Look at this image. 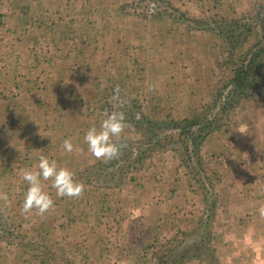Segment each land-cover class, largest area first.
Listing matches in <instances>:
<instances>
[{"label":"rangeland","instance_id":"obj_1","mask_svg":"<svg viewBox=\"0 0 264 264\" xmlns=\"http://www.w3.org/2000/svg\"><path fill=\"white\" fill-rule=\"evenodd\" d=\"M263 15L264 0H0V264L264 262V53L226 98ZM113 111L121 154L98 161L83 137ZM186 119L198 149L178 142ZM40 155L84 190L44 182L54 207L25 214Z\"/></svg>","mask_w":264,"mask_h":264},{"label":"clouds","instance_id":"obj_2","mask_svg":"<svg viewBox=\"0 0 264 264\" xmlns=\"http://www.w3.org/2000/svg\"><path fill=\"white\" fill-rule=\"evenodd\" d=\"M119 92V87L114 90ZM126 127V117L122 111H113L101 119L99 126H90L83 137L87 145V151L96 160L108 162L116 159L121 154L122 145L119 144L122 133ZM64 151L72 153L74 145L69 139L63 142ZM21 179L26 184L23 193L21 211L25 214L35 212L44 215L54 207V200L50 193L45 190L48 182L51 189L55 190L57 197L78 198L83 190L82 183L75 179V173L58 165L55 159L40 155L34 168L21 171ZM0 200L8 201L6 193H0ZM264 216V207L259 209Z\"/></svg>","mask_w":264,"mask_h":264},{"label":"trees","instance_id":"obj_3","mask_svg":"<svg viewBox=\"0 0 264 264\" xmlns=\"http://www.w3.org/2000/svg\"><path fill=\"white\" fill-rule=\"evenodd\" d=\"M256 23H260L258 25L261 29V37H259L260 41L256 46L259 47V49L254 53L252 52V55L245 61V64L243 62L241 66L233 71V78L229 82L232 88L226 95V98H229L230 100L236 96L244 97L245 92L251 87V83L254 81V75L259 68V65L256 63L257 61L259 62L261 54L264 53V15L261 22L258 18ZM184 123H186V125L180 130L177 129V127L174 128L175 131H179L177 132L178 142L181 144V141L184 143L185 139H190L191 146L194 147V149H198L207 136V133L204 134L202 127L200 126L201 124H199L198 121L189 122V120L186 119Z\"/></svg>","mask_w":264,"mask_h":264},{"label":"crops","instance_id":"obj_4","mask_svg":"<svg viewBox=\"0 0 264 264\" xmlns=\"http://www.w3.org/2000/svg\"><path fill=\"white\" fill-rule=\"evenodd\" d=\"M261 264H264V262H262Z\"/></svg>","mask_w":264,"mask_h":264}]
</instances>
